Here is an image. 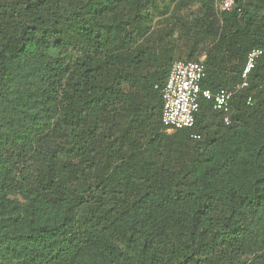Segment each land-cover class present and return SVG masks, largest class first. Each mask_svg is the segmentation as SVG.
<instances>
[{"label":"trees","instance_id":"1","mask_svg":"<svg viewBox=\"0 0 264 264\" xmlns=\"http://www.w3.org/2000/svg\"><path fill=\"white\" fill-rule=\"evenodd\" d=\"M218 1L0 0V264H264V54L228 123L160 120L174 61L230 89L264 42Z\"/></svg>","mask_w":264,"mask_h":264},{"label":"built area","instance_id":"2","mask_svg":"<svg viewBox=\"0 0 264 264\" xmlns=\"http://www.w3.org/2000/svg\"><path fill=\"white\" fill-rule=\"evenodd\" d=\"M234 0H220L217 3L219 10L229 9ZM264 54V42L260 47L252 48L246 55L241 71V81L230 89L221 88L212 91L201 86L204 75L202 60H176L171 65L167 79L163 85L161 123L171 129L191 128L195 122V113L198 111L200 100L212 102L213 109L222 111L224 122H229L230 99L234 90L247 86L248 76L254 68L257 59ZM198 138V134L191 135Z\"/></svg>","mask_w":264,"mask_h":264}]
</instances>
